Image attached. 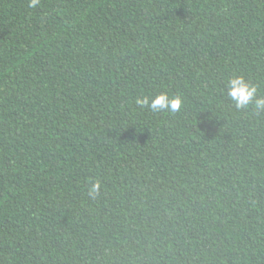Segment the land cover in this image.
I'll list each match as a JSON object with an SVG mask.
<instances>
[{
	"label": "trees",
	"instance_id": "1",
	"mask_svg": "<svg viewBox=\"0 0 264 264\" xmlns=\"http://www.w3.org/2000/svg\"><path fill=\"white\" fill-rule=\"evenodd\" d=\"M233 75L264 95V0H0V264H264Z\"/></svg>",
	"mask_w": 264,
	"mask_h": 264
},
{
	"label": "clouds",
	"instance_id": "2",
	"mask_svg": "<svg viewBox=\"0 0 264 264\" xmlns=\"http://www.w3.org/2000/svg\"><path fill=\"white\" fill-rule=\"evenodd\" d=\"M39 4L40 0H29V7L36 8ZM225 88V94L236 110H251L257 115L264 114V95H258V86L255 83L242 75H233L227 80ZM135 103L141 108L150 109L153 113L175 114L183 107L181 97L170 98L166 93H160L153 98L143 96L137 98ZM100 190L99 181L91 182L88 194L95 199Z\"/></svg>",
	"mask_w": 264,
	"mask_h": 264
}]
</instances>
